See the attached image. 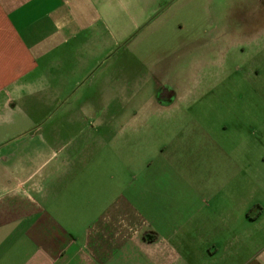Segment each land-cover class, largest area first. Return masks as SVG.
I'll list each match as a JSON object with an SVG mask.
<instances>
[{
    "label": "crops",
    "instance_id": "obj_1",
    "mask_svg": "<svg viewBox=\"0 0 264 264\" xmlns=\"http://www.w3.org/2000/svg\"><path fill=\"white\" fill-rule=\"evenodd\" d=\"M164 1L0 0V124L11 107L70 108ZM140 75L118 70L60 126L55 113L48 130L0 135V264H264V246L235 245L232 207L216 227L213 197L147 194L137 158L152 155L155 122L168 139L160 153H178L183 114L179 90L172 101Z\"/></svg>",
    "mask_w": 264,
    "mask_h": 264
},
{
    "label": "rangeland",
    "instance_id": "obj_2",
    "mask_svg": "<svg viewBox=\"0 0 264 264\" xmlns=\"http://www.w3.org/2000/svg\"><path fill=\"white\" fill-rule=\"evenodd\" d=\"M163 3L107 55L93 84L73 94L70 108L59 103L29 112L11 107L4 110L9 122L0 124V135L44 125L48 130L45 115L56 113L58 126L63 117H80L84 95L102 88L120 69L136 70L143 74V86L179 90L183 114V133L173 141L178 153H160L168 139L163 141L162 124L155 122L152 155L137 158L146 162L153 180L147 194L213 197L212 224H225L232 207L235 245L242 240L264 246V0ZM143 92L139 89V96ZM122 171V179L132 178L133 173Z\"/></svg>",
    "mask_w": 264,
    "mask_h": 264
},
{
    "label": "flooded vegetation",
    "instance_id": "obj_3",
    "mask_svg": "<svg viewBox=\"0 0 264 264\" xmlns=\"http://www.w3.org/2000/svg\"><path fill=\"white\" fill-rule=\"evenodd\" d=\"M254 48L255 47H252V52H254ZM232 77H234V75H232ZM232 84H234V82ZM166 90H168V94H167L168 99H171L173 101V99H175V97L177 96V93L173 89H171V90L166 89Z\"/></svg>",
    "mask_w": 264,
    "mask_h": 264
}]
</instances>
